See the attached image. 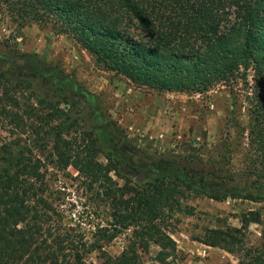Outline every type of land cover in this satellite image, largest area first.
<instances>
[{
    "label": "trees",
    "instance_id": "16d2710c",
    "mask_svg": "<svg viewBox=\"0 0 264 264\" xmlns=\"http://www.w3.org/2000/svg\"><path fill=\"white\" fill-rule=\"evenodd\" d=\"M0 12L19 20L20 26L63 17L78 25L79 39L89 41L99 60L157 89L205 86L210 75L246 67L254 57L264 64V0H0ZM129 24L135 27L132 31ZM20 56L27 60L35 55ZM256 112L249 124V145L256 156L252 183L262 186L264 111ZM7 123L30 128L42 156L22 139L15 142L10 159L0 146V264H86L87 255L95 251L103 254L101 264H144L151 245L159 249V264H176L177 245L167 223L178 213L193 214L192 207L181 202L185 190L207 192L219 201L242 194L236 188L215 193L196 185L174 164L172 169L161 165L153 180H132L120 170V156L112 167L96 160L99 147L89 131H82L81 143L70 137L78 121L60 102L35 93L27 78L0 71V125ZM48 164L72 166L88 186L96 185L97 195L110 203L111 221L97 225L91 236L66 225L48 193ZM252 214L261 218L258 212ZM124 233L122 252L106 255L104 246ZM209 233L212 245L238 253L236 264H264V243L245 247L232 232ZM261 234L264 241V225Z\"/></svg>",
    "mask_w": 264,
    "mask_h": 264
},
{
    "label": "rangeland",
    "instance_id": "374dc122",
    "mask_svg": "<svg viewBox=\"0 0 264 264\" xmlns=\"http://www.w3.org/2000/svg\"><path fill=\"white\" fill-rule=\"evenodd\" d=\"M18 22L0 12V71L15 79L27 78L35 93L60 102L78 121L70 137L81 143L85 130L96 140L97 161L112 167L120 156V170L134 181L153 180L161 165L172 169L174 164L178 170L185 169L196 185L215 193L242 191L240 197L219 201L207 192L185 190L181 202L192 207L193 214L178 213L167 223L177 245L176 264H236L238 253L211 244V229L232 232L245 247L263 245L264 184L252 183L256 156L249 145V124L258 108L264 111V64L254 57L246 67L210 75L205 86L157 89L138 84L110 61L99 60L89 41L79 39L78 25L63 17L24 26ZM129 28L135 27L129 24ZM22 54L35 55L25 63L34 68L33 73L21 70V62L12 68ZM23 119L31 122L26 116ZM22 129L13 123L0 125L5 157H13L17 139L27 141L42 156L30 128ZM46 170L52 205L66 225L91 236L97 225L111 221L109 201L98 196L99 188L88 186L75 168L48 164ZM110 175L123 183L114 171ZM251 211L261 218L254 219ZM126 243L127 234H120L103 251L115 257ZM158 250L151 245L143 255L144 264H159ZM102 256L100 251L92 252L86 264H101Z\"/></svg>",
    "mask_w": 264,
    "mask_h": 264
},
{
    "label": "flooded vegetation",
    "instance_id": "af4514ba",
    "mask_svg": "<svg viewBox=\"0 0 264 264\" xmlns=\"http://www.w3.org/2000/svg\"><path fill=\"white\" fill-rule=\"evenodd\" d=\"M23 63L24 65H20V69L21 70H23V71H25V72H27V73H33V71H34V68H32V67H28V66H25L26 64V59L24 58V57H21V56H19V57H17V60L13 63V64H11L12 65V68H15V67H17L18 66V63ZM42 70V69H41Z\"/></svg>",
    "mask_w": 264,
    "mask_h": 264
},
{
    "label": "built area",
    "instance_id": "2783aa9c",
    "mask_svg": "<svg viewBox=\"0 0 264 264\" xmlns=\"http://www.w3.org/2000/svg\"><path fill=\"white\" fill-rule=\"evenodd\" d=\"M205 247H207V246H205Z\"/></svg>",
    "mask_w": 264,
    "mask_h": 264
}]
</instances>
